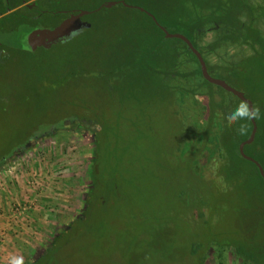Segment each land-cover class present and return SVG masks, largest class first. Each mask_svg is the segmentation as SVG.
<instances>
[{
  "label": "rangeland",
  "instance_id": "obj_1",
  "mask_svg": "<svg viewBox=\"0 0 264 264\" xmlns=\"http://www.w3.org/2000/svg\"><path fill=\"white\" fill-rule=\"evenodd\" d=\"M121 1L133 7H105ZM231 1L229 12L224 4L219 8L218 0H71L54 5L52 11L91 12L84 19L96 25L86 30L84 44L106 45L87 62L89 78L63 86L52 74L64 53L30 51L22 39L30 30L51 29L53 18L0 32V43L7 48L0 63V206L9 210L12 237H18L1 264H11L13 258L32 264L83 216L93 186L99 128L70 120L58 125L81 114V108L92 111L100 104L93 99L99 81L91 79L102 76L100 72L128 75L127 83L139 91L125 93L123 104L112 102L120 101L119 96H108L103 103L109 120L105 180L93 194L88 221L79 220L58 240L59 252L52 253L51 264H246L228 245L244 238L248 227L264 235V217L255 207L259 200L245 189L228 190L217 175V156L209 159V151H196L209 118V99L203 94L214 91L217 101L223 97L240 104L217 86H202L200 76L185 79V73L196 69L189 61L180 68L184 77L178 84L187 93L197 91L180 95L178 105L169 96H157V75L172 62L164 58L165 47L178 42L165 38L157 49L162 36L140 10L153 14L171 34L190 37L200 17L197 4L215 5L228 13L233 26V14L245 9L241 21L252 24L264 39V0H246L252 16L245 1ZM225 29L223 24L206 25L198 36L199 48L214 78L253 96V90L264 88V53L252 59L248 74H239L233 66L260 52L261 46L233 41ZM116 44L118 49L106 52ZM176 107L180 114L175 115ZM182 118L194 135L186 136ZM219 123L217 117L215 132ZM188 139L194 140V149L188 148Z\"/></svg>",
  "mask_w": 264,
  "mask_h": 264
},
{
  "label": "trees",
  "instance_id": "obj_2",
  "mask_svg": "<svg viewBox=\"0 0 264 264\" xmlns=\"http://www.w3.org/2000/svg\"><path fill=\"white\" fill-rule=\"evenodd\" d=\"M218 1L219 2L221 1V5L219 8H223L222 4L226 6L225 9L223 8V10L228 11L230 4L233 6L231 0L230 1L226 0L228 1V3H224L222 0H218ZM236 1L239 0H234L233 3L235 4ZM240 1H245V0H240ZM209 2H206L209 5L205 4L201 6L200 4H197L195 6L197 7L196 11H198L200 14L199 17L200 22L198 21L195 27L193 28V34L190 35V37L188 36L186 37L194 44L195 48H199L198 36L200 34V31H203L204 29L203 27L206 25L217 23V24H223L226 27L225 30L229 32L231 40L233 41L241 40L242 42H244V44H250V45L259 44L261 46L260 52H256L254 56L246 59L245 61L241 62L238 65L233 66L239 74H248L251 69L250 62L252 61V59L259 57V55H262L264 53L262 51V48L264 47V39L262 38L260 31L257 30L252 24L247 25L241 21L240 16L244 13L245 9L238 11L237 14L236 13L233 14V21L235 22L233 26L230 23L228 13L224 12L223 10H219L218 8H214L215 5L212 6L211 3ZM246 10L247 12H249L251 16L253 15L252 8L249 7V9ZM96 12H100V10ZM143 14L145 15L148 22L156 30H158V32L162 36L161 43H158L156 46L157 49H160L163 45H165L166 42L163 41L166 38L165 33L156 25V23L152 20V18H150L144 12ZM216 14L218 20L214 21L213 18L215 17ZM95 25L96 24H92V28H94ZM86 35L87 32L84 31L79 35H77L76 37H74L72 40L55 45L52 49L49 50L51 52L53 49H57V50H61L64 53L63 58L61 59V62L59 64V67L54 69L52 74L54 75L52 78L54 82L57 83V85L63 86L64 84L71 83L73 80L75 81L77 79H82L83 77L89 78L86 75L87 70H85V67L87 66V62L90 61L89 59H93L95 54L99 53L102 48L105 49L106 45H98L97 47H93V45L89 46V44L85 45L84 37H86ZM172 40H175L176 42H178V44L171 47L167 46L168 49L165 47L164 58H166L167 60H172V62H171V66H169L167 71H164V73H160L159 75H157L158 83H156V85L159 88L157 89L156 93H158L157 96H163L165 98L169 96L171 101L175 105H178L180 100L179 96L184 95L186 92L181 86V83L178 84V80L184 77L183 73L180 71V68L183 67L185 63H188V61L192 62L196 66V69L193 68L192 70H190V72L185 73L186 74L185 79H187L186 77L196 78L200 76L203 82V84H201L202 86L212 85V84L208 83L203 78L200 64L196 56L190 51L188 46L182 40L179 39H172ZM119 46L120 44L110 45L108 51L106 52L112 53L114 50L113 47L118 49ZM110 48H112V50H110ZM6 51L7 48L5 47V45L0 46V63L4 61L3 54ZM156 52L157 51H155L154 53ZM200 52L202 53L203 51L200 50ZM261 52L262 54H260ZM206 62L209 70L211 71L210 64L208 63L207 60ZM57 66L58 63L55 65V67ZM100 75L102 76L97 78H91L92 80L99 81V83L96 85L97 88L95 90L93 99L96 100L95 102H100V104H98L97 107L92 109V111H89L87 108L85 109L81 108L80 111L81 114L72 116L70 118L68 117L67 119H64L61 125H58L59 127H61L64 122L70 120V121H77L82 125L83 124L88 125L89 127L95 126L99 128V131H97L94 135L95 151L91 166V180L93 183L91 190L92 194L91 192L88 194L86 200V209L84 211L83 216L72 222L69 225L68 229L63 231V233L56 238V240L53 242L48 252H46L44 255H42L32 264H51L52 259L49 260V258L52 257V253L59 252L58 240L61 239L63 236H65L67 232L74 229V226L76 227V225L79 223V220L83 222L88 221L90 215L89 213L91 210L90 208H92L95 203L94 202L95 197H93L94 196L93 194L95 193L97 186H99L102 182H104L105 171L107 166L110 164L108 163L107 165L105 163L106 146H104L105 143L104 141L107 140L106 136L108 133L109 120H108V116L105 113V106L103 105V103L109 97L111 99L112 98L115 99L117 96H119L120 101L113 100L112 102L123 104L126 101L124 100L125 93L128 96H131L130 94L139 91L137 89L138 86L136 84L127 83V81L131 78L128 75L126 76L120 75L118 74V72H109V73L100 72ZM262 84H264V81ZM201 85L198 86V88L200 87L199 90L202 89ZM196 89L197 88H194L193 89L194 91L192 90L189 91V93L187 92L186 93L187 94L195 93V91H197ZM220 89L223 90L222 88ZM229 94L232 95L231 93ZM203 95H207L209 99L208 101L209 118L207 121V126L204 128V131H201L200 132L201 134H199L198 145L200 146V148L196 149V151L198 153L202 150L209 151L210 154L209 159H212L214 156H217L216 159L218 165L217 175L220 181L223 182V184L227 182V185L229 187L228 190H234L236 188H240V189H245L246 191L254 192L255 195H252V197H254V199L256 198L259 200L257 202L259 205L255 207L257 208V211H260L261 215L264 217V179L262 178L258 167L254 163L245 160L240 155V151H239L240 145L244 141L248 140L252 133L253 130L252 122L250 118H245L243 120H239L236 122H229V120L227 119L228 113L235 110V108L237 107L236 103L228 102L222 96H221L222 97L221 100L217 101L215 98L216 94L214 91H208ZM245 95L247 98L252 100L254 104L255 113H256L255 120L258 126L255 141L252 144L245 146V153L248 156L257 160L264 168V88L262 89L256 88L255 90H253V96L251 94L250 95L245 94ZM232 97L239 104L243 103L234 95H232ZM113 103L108 105H111L112 109L116 111L115 106H113L114 105ZM173 111L176 112L175 115L180 114L177 111V107L174 108ZM217 117L219 118L220 123L218 125V131L215 132L214 125ZM182 120H183L182 121L183 127L187 131L186 136L187 134L194 135L193 134L194 131L187 128L183 118ZM58 130L61 129L58 128ZM35 133H37L36 130ZM31 134L33 133L31 132L30 135ZM188 140L190 141L189 142L190 146L188 148L191 147L190 148L191 150L195 143L193 142L194 141L193 139H188ZM61 141L63 140L61 139ZM188 148L185 151L183 150L184 153L182 155H184L189 151ZM15 149L13 150V153L15 152ZM4 160L1 161L4 162ZM112 176L113 179H117L114 177L116 176L115 173ZM254 229L255 228L253 227L250 228L248 227V229L244 231V238L239 240L237 244L230 243L228 246L232 250H234L236 255L240 259H242L246 264H264V235L259 234L258 230L254 231ZM261 235L263 236L262 240H260ZM219 247L222 248L223 245H220Z\"/></svg>",
  "mask_w": 264,
  "mask_h": 264
},
{
  "label": "water",
  "instance_id": "obj_3",
  "mask_svg": "<svg viewBox=\"0 0 264 264\" xmlns=\"http://www.w3.org/2000/svg\"><path fill=\"white\" fill-rule=\"evenodd\" d=\"M118 3H122L123 5L132 8V6H129L126 4V2L121 1V2H115L112 4L105 5L107 8H112ZM141 12L146 13L152 20L156 23V25L165 33V36L167 39H179L182 40L190 49V51L196 56L200 67H201V73L203 78L210 84L215 85L217 87L222 88L226 92L231 93L235 97H237L240 101L248 105V108L250 112L255 113V108L252 100L246 97V95L243 92H240L236 90L235 88L231 87L228 83H226L224 80L214 78L208 70L207 62L203 58L202 54L200 51L195 48L193 43L184 35H179V34H171L166 28H164L161 24H159L158 20L156 17L148 12L145 9H140ZM91 12H82L78 15H73L66 21H64L60 26H58L55 29H50V30H30L28 31L24 36H22L26 47L30 51H36L40 48H44L47 50L52 49L55 45H58L60 43H65L70 40H72L74 37L79 35L80 33L86 31L88 28L92 27V24L86 22L83 20V17L86 15H89ZM250 120L253 125V130L252 133L249 137L248 140L244 141L240 147V155L245 159L248 160L252 163H254L264 179V168L262 165L255 160L254 158L248 156L245 153V146L252 144L255 141L258 126L255 120V115L250 117Z\"/></svg>",
  "mask_w": 264,
  "mask_h": 264
},
{
  "label": "crops",
  "instance_id": "obj_4",
  "mask_svg": "<svg viewBox=\"0 0 264 264\" xmlns=\"http://www.w3.org/2000/svg\"><path fill=\"white\" fill-rule=\"evenodd\" d=\"M69 1L71 0H0V32H14L18 27H21V25H32L42 18L47 20L53 18L56 22L51 29H55L71 16L78 15L82 12H89L69 10L52 11L54 5L58 6L62 2ZM126 8L130 7L126 6ZM59 15L62 17L60 21ZM84 17L83 20L86 21ZM2 45L4 44L0 43V46ZM3 205L4 208H7V204L3 203ZM7 212L9 214V210L6 209V211H4L0 206V233L2 234V238L0 237V264L5 257V252L9 251L11 241H15L18 238L15 236L12 237L8 216L6 215Z\"/></svg>",
  "mask_w": 264,
  "mask_h": 264
},
{
  "label": "clouds",
  "instance_id": "obj_5",
  "mask_svg": "<svg viewBox=\"0 0 264 264\" xmlns=\"http://www.w3.org/2000/svg\"><path fill=\"white\" fill-rule=\"evenodd\" d=\"M253 115H256V113L250 112L248 105L242 103L237 106L234 111L228 113L227 119L229 122H236L245 118H250ZM11 264H23V262L21 258H13Z\"/></svg>",
  "mask_w": 264,
  "mask_h": 264
},
{
  "label": "flooded vegetation",
  "instance_id": "obj_6",
  "mask_svg": "<svg viewBox=\"0 0 264 264\" xmlns=\"http://www.w3.org/2000/svg\"><path fill=\"white\" fill-rule=\"evenodd\" d=\"M245 2H246V4L248 5V7H250V8H252L251 7V5L245 0ZM252 10H253V8H252ZM205 27V26H204ZM203 27V28H204ZM194 45V44H193ZM198 46H199V44H198ZM198 50H199V48H197ZM200 51V50H199ZM201 53V52H200ZM202 54V53H201ZM203 56V55H202ZM203 58H204V56H203ZM212 69V68H211ZM208 70H209V68H208ZM209 73L211 74V71L209 70ZM212 75V74H211Z\"/></svg>",
  "mask_w": 264,
  "mask_h": 264
},
{
  "label": "built area",
  "instance_id": "obj_7",
  "mask_svg": "<svg viewBox=\"0 0 264 264\" xmlns=\"http://www.w3.org/2000/svg\"><path fill=\"white\" fill-rule=\"evenodd\" d=\"M19 211H21V210L17 209V212H19Z\"/></svg>",
  "mask_w": 264,
  "mask_h": 264
}]
</instances>
